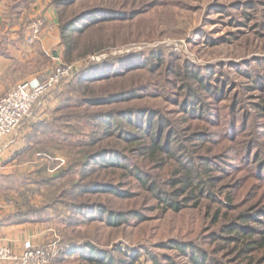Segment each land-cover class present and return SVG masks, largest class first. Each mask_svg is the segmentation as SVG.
<instances>
[{
    "label": "rangeland",
    "instance_id": "rangeland-1",
    "mask_svg": "<svg viewBox=\"0 0 264 264\" xmlns=\"http://www.w3.org/2000/svg\"><path fill=\"white\" fill-rule=\"evenodd\" d=\"M90 8L100 13L94 15L99 20L93 21L96 19L93 16L87 18L86 32L73 42V53L68 58L61 44L53 47L47 56H39L33 64V69L44 73L42 76H49L60 68H70L59 85L47 94L57 99L56 117L72 112L80 117L89 114L93 118L107 112L129 110L138 121L140 115L145 117L147 110L146 113L160 112L186 133L196 125L209 129L217 135L214 144H207V148L212 147V153L219 156L220 164L225 166L218 189H224L223 197L231 192L237 194L235 206L220 207L204 200L198 209L187 208L180 213L166 211L155 191L147 190V186L155 183L156 190L172 191L173 186L168 185L174 184L173 179L166 175L174 170L171 163L164 169L154 165L146 170L152 182L145 184L135 179L128 168L100 169L93 173L88 167L83 171L75 160L84 150L81 142L91 134L95 120L88 123L73 120L66 124L58 122L50 136L43 137L44 143L37 152L65 159V167L52 174L47 172V164L39 163L33 174H30L32 170L17 169L4 176L0 181V208L10 207L20 216L27 213L28 217H20L22 221L30 218L39 222L54 221L59 240L45 244L61 241L65 247L75 250L73 256L57 264H87L84 257L87 249L91 251L87 248L89 245L111 253L120 261L129 260L123 253L131 251H139V264H151L147 252L169 255L177 262L185 261L177 258L176 251L166 248L176 240L195 242L207 250L213 260L223 264H244L250 259L254 264H264L263 252L248 258L235 255L233 252L237 247L233 248L239 243L226 241L232 237L223 230L221 221L216 224L213 219L217 211H220V220L223 214H228L232 220L245 218L247 214L251 227L262 230L256 239L264 240V0H81L74 2L65 14L60 13L61 20L67 21L75 13ZM76 29L78 33L80 30ZM153 52H160L164 57L157 74L139 69L143 64L140 59ZM121 60L139 62L135 67L139 70L128 74L124 84L120 85L138 90L139 98L110 106L81 104L79 94L72 90L77 86L78 77L94 63ZM124 64L115 70L122 71ZM183 65H189L190 73L192 70L200 74L210 88H224L226 96L222 103L210 98L205 91L198 92L204 103L211 106L214 119L209 123L185 120L186 115L181 113L180 105L186 91L182 77L178 78L174 72ZM102 70L111 72L114 67ZM100 84L106 82L92 85ZM69 127L77 129L76 132ZM122 127L130 129L127 123ZM97 131L101 132L100 129ZM102 139L96 149L115 146V140ZM247 145L248 151H253L244 160ZM122 149H126L131 161L127 160V165L138 161L139 152L132 146L123 143ZM19 179H24V185ZM72 183L77 187L106 183L117 187L120 195L102 192L80 195L74 192ZM81 203L92 210L77 216L72 206ZM96 205H103L114 213L122 212L128 224H122L120 228L109 227L104 216L97 215Z\"/></svg>",
    "mask_w": 264,
    "mask_h": 264
},
{
    "label": "trees",
    "instance_id": "trees-1",
    "mask_svg": "<svg viewBox=\"0 0 264 264\" xmlns=\"http://www.w3.org/2000/svg\"><path fill=\"white\" fill-rule=\"evenodd\" d=\"M79 1L81 0H52V5L56 10L60 23L61 44L65 48L67 58L73 53V42L81 37V33L86 32L85 30L87 28L85 29V27L88 26L86 22L87 18L93 16V18H96L93 21L99 20V17L95 16H98L100 13L93 8L81 10L67 21L61 20L60 13L65 14L67 9L73 6L74 2L77 3ZM77 27L80 30L78 33ZM163 59L164 57L160 52L157 54L153 52L147 58L140 59V62L143 63L140 65L137 61H128L126 63L122 62V60L113 63L103 61L99 65H95L94 63L85 74L83 73L78 77L76 81L77 86L73 87L72 90H74L76 94H79L80 100H82L81 104L92 107L110 106L121 102H129L139 97H137L138 90H134L132 87L130 88L128 86L120 87V85L124 84L128 74L139 69H146L153 74H157L161 69ZM122 63H125L124 67L121 69L122 71L115 70V67L120 66ZM136 65H139L140 68H135ZM188 66L189 65H183L180 70L177 68L174 72L178 78L179 76L182 77L181 81L186 91L185 97L180 105L182 108L181 113L186 115L185 120L193 119V121L196 120L201 123H209L214 119V115L211 113V106L209 103H204V100L199 97L200 95H198V92L205 91L209 94L210 98H213L216 102L222 103L226 96L224 94V88L223 86H221V88H210L209 84L206 83L205 79L200 74L192 70L190 73ZM113 67L114 70H111V72L102 70L103 68ZM100 82H106V84H100L97 87L92 85L93 83ZM113 88L114 92L111 91ZM66 101H69V99L66 98ZM68 108L70 107L68 106ZM59 110H57V112ZM134 110L137 109L135 108ZM144 110H146V108H144ZM129 112L132 111L127 110L120 113L107 112L104 115L99 114L93 118H91L92 116L89 114L80 117L78 114H72V112H70L63 115V117H61L62 115L59 117L55 115L53 124L55 127L60 121L63 124L73 120L85 121L86 123H88L89 120H95V122H97L93 123V127L91 126V134L86 135L84 138L85 141L81 142L83 143L84 150L78 153L79 158L75 160L77 165L83 168V171L88 167H90L93 173L95 171L98 173L100 169L128 168L130 174L135 179L141 180L145 184L146 182H152L149 176L147 177L146 173L148 172L146 170L154 165H158L160 169H164L168 163H171L174 166V170L166 175L173 179L174 184L168 185L169 187L173 186L172 191L166 193L165 191L156 190L155 183L147 186V190L155 191L160 205L163 206L166 211L180 213L187 208L198 209L203 205L204 200H207L211 205L220 207L235 206L234 203L237 194L231 192L230 194H225V197H223L221 192L224 189H218V185L222 182L220 174L225 172V166L220 164V157L212 153V147L207 148V144H214L216 133L197 125L192 128L190 127L189 133H186V131H182L179 126L176 127L160 112L146 113L147 110L145 111V117L140 115L141 118L135 121L132 113ZM246 120L249 121V119ZM124 123L130 126L129 130L123 129L122 124ZM68 129H72L71 131L73 132L77 130L73 129V127H69ZM97 129H100L101 132H98ZM102 138L115 140L113 141L115 146L96 149L95 147L103 140ZM123 143L132 146L134 150L139 152L136 156V160L138 161L135 163L132 162L130 165L126 164L129 157L128 154L125 153L126 149H122ZM241 144L242 142L240 145ZM243 144L245 143L243 142ZM218 145L219 144L216 146ZM248 147L249 145H247L245 150L244 160L248 159L253 151H248ZM92 148L94 149L92 150ZM217 148L220 149L221 147L218 146ZM200 152L204 153L200 154ZM260 167L261 165H259V168ZM71 185L73 186L74 192L80 195L90 194L92 192L109 193L116 196L120 195L117 187L106 183H91L81 187H77L75 183ZM96 206L97 215L101 217L104 216L106 225L109 227L120 228L122 224H128L126 223L128 219L124 217L122 212L114 213L113 211H107L103 205ZM72 209L77 211V216L92 210L89 205L84 203L74 205ZM219 214L220 211L214 214V222L216 221V224H218V222L221 221L220 223L223 225V230L232 237V239L225 240H234V242L239 243V245L235 244L233 248L235 249L237 247V249L234 250L235 252H233L235 255L248 258L259 252L264 253V240L260 242L256 239L257 234L262 230L260 228L256 229L251 227L249 223L251 219L247 217V214L245 218L237 217L233 220L228 214H223L220 220L221 216ZM24 215L28 217L27 213H22L21 216ZM21 216L20 213H14L9 218L14 220L15 223H24L28 221H22L20 218ZM92 216H94L93 213ZM133 217L134 215H132V218ZM30 220L36 219L30 218ZM59 245L60 253L54 262L55 264L58 262L62 263L61 261L64 260V258L71 257L75 253L74 249L68 246L65 247L61 241H59ZM87 248L91 250L88 251L87 249V253L84 257V261L87 264H139L141 261L139 251H131L126 254L123 253L129 260L120 261L107 251L95 249L91 245ZM166 248L176 251L178 253L177 258H181V260L185 261L177 262L172 256H160L152 252H147L149 255L148 260L151 264H223L222 261L213 260L212 255L195 242L176 240L172 241L170 246ZM244 264H254V262L250 259L249 262Z\"/></svg>",
    "mask_w": 264,
    "mask_h": 264
},
{
    "label": "crops",
    "instance_id": "crops-1",
    "mask_svg": "<svg viewBox=\"0 0 264 264\" xmlns=\"http://www.w3.org/2000/svg\"><path fill=\"white\" fill-rule=\"evenodd\" d=\"M37 19L43 20V37L30 46L27 44L29 27ZM56 45L61 46L60 23L52 0H0V98L23 82L35 86L44 80V73L33 69V64L39 56H47ZM56 102L53 95L45 96L23 126L0 142V181L17 169L35 173L36 154L44 143L43 137L50 136L54 128ZM19 180L24 185V179ZM14 213L10 207L0 208V244L22 252L59 240L54 221L15 223L9 218Z\"/></svg>",
    "mask_w": 264,
    "mask_h": 264
},
{
    "label": "built area",
    "instance_id": "built-area-1",
    "mask_svg": "<svg viewBox=\"0 0 264 264\" xmlns=\"http://www.w3.org/2000/svg\"><path fill=\"white\" fill-rule=\"evenodd\" d=\"M44 23L37 19L29 27L27 44L34 46L40 41ZM70 70L60 68L46 76L37 85L23 82L0 98V142L13 136L22 123L30 116L34 107L43 97L52 92ZM47 164L48 172H58L66 165V160L60 157L51 158L46 154L36 155V164ZM60 253L58 242L48 243L15 252L11 247L0 244V263L4 264H53Z\"/></svg>",
    "mask_w": 264,
    "mask_h": 264
}]
</instances>
